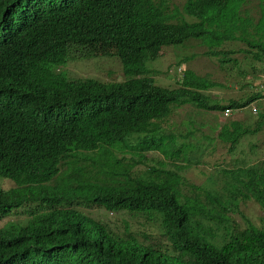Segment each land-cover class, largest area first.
<instances>
[{
	"label": "trees",
	"instance_id": "trees-1",
	"mask_svg": "<svg viewBox=\"0 0 264 264\" xmlns=\"http://www.w3.org/2000/svg\"><path fill=\"white\" fill-rule=\"evenodd\" d=\"M259 1L255 20L251 0H185L180 9L170 0H0V178L14 184L0 187V221H12L0 228V264H264V229L239 227L230 215L238 203L180 173L199 166L198 153L161 146L179 107L231 111L259 93L209 103L204 91L217 82L184 69L164 87L148 67L164 47L195 39L221 68L248 75L232 55L264 62ZM229 42L245 47L223 48ZM76 52L118 58L123 79L70 78L63 67ZM262 122L224 124L218 140L232 152ZM151 151L164 161L144 172L135 170L141 159L122 155L143 162ZM222 173L237 180L241 201L264 210V159ZM82 207L159 222L163 239Z\"/></svg>",
	"mask_w": 264,
	"mask_h": 264
},
{
	"label": "rangeland",
	"instance_id": "rangeland-1",
	"mask_svg": "<svg viewBox=\"0 0 264 264\" xmlns=\"http://www.w3.org/2000/svg\"><path fill=\"white\" fill-rule=\"evenodd\" d=\"M184 1L170 0V8L178 7L180 9ZM259 3V0H251L246 5L255 20L261 16ZM262 5L264 6V0ZM187 19L192 20L189 17ZM239 46L245 47L242 43L229 42L225 43L223 48L237 49ZM205 51L206 47L199 45L195 39H189L183 45L164 47L159 58L148 62V67L151 70L150 75L159 85L170 88L177 86V79L181 78L184 69H189L209 81H215L218 86L204 91L208 96L209 103L225 104L230 98L245 99L255 93H259L260 97L245 107L234 108L231 111H207L199 109L194 104H185L170 117L172 122L167 124L169 128L166 129V133L174 136L168 143L161 146H168L170 150L181 145L190 146L182 151L187 154L191 152L193 156L198 153L200 163L199 166L193 165L181 170L182 176L189 182L217 193L228 202L238 203L236 207H233L230 215L239 227L252 223L264 229V210L253 199L241 201L239 192L235 189L236 186H239L237 180L229 174L222 173L223 170H231L236 167L253 166L259 160L264 159V122L258 125L259 129L255 133L242 137L232 152L228 151L227 145L218 140V134L224 124L240 121L243 127L253 129L257 128V121L262 120V116H264V62L254 61L251 55L244 57L243 53L232 55L236 59V65L240 63V68L248 72V75L245 72L244 76H241L239 68H231L230 62L221 68L217 60L218 57L204 55ZM80 54V52L71 54L70 60L63 67L70 78H95L102 81L123 79L121 62L118 58L100 56L83 58ZM252 67L256 72H252ZM177 128L186 136H178L180 131ZM187 136L191 137L188 140L182 139ZM195 146H200V149ZM122 155L126 160L131 157L135 161L141 159L135 170H142V172L151 165L158 167L159 163L164 161V156L159 151L145 153L143 162L138 155L132 156L130 153ZM80 164L86 165L87 163L82 161ZM12 186H14L12 181L0 178L1 188L6 189ZM81 209L93 218L109 221L110 225L122 227L123 220L129 221L134 229L163 239L159 222L142 219L135 221L126 213L107 212L98 207H82ZM12 216L19 221L25 220L21 215ZM8 223H12L9 218L0 221V228L7 226Z\"/></svg>",
	"mask_w": 264,
	"mask_h": 264
}]
</instances>
